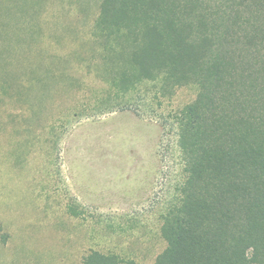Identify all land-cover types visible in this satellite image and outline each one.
I'll return each instance as SVG.
<instances>
[{
	"label": "rangeland",
	"instance_id": "1",
	"mask_svg": "<svg viewBox=\"0 0 264 264\" xmlns=\"http://www.w3.org/2000/svg\"><path fill=\"white\" fill-rule=\"evenodd\" d=\"M101 2L0 0V264H82L91 251L154 264L166 247L161 214L184 176L173 117L197 91L117 93L92 34ZM87 130L96 196L80 203L82 173L62 152Z\"/></svg>",
	"mask_w": 264,
	"mask_h": 264
},
{
	"label": "trees",
	"instance_id": "2",
	"mask_svg": "<svg viewBox=\"0 0 264 264\" xmlns=\"http://www.w3.org/2000/svg\"><path fill=\"white\" fill-rule=\"evenodd\" d=\"M92 34L117 93L197 91L173 117L184 176L154 264H264V0H102Z\"/></svg>",
	"mask_w": 264,
	"mask_h": 264
},
{
	"label": "crops",
	"instance_id": "3",
	"mask_svg": "<svg viewBox=\"0 0 264 264\" xmlns=\"http://www.w3.org/2000/svg\"><path fill=\"white\" fill-rule=\"evenodd\" d=\"M127 131L126 125H124ZM89 133L76 131L68 135L67 143L62 152V165L67 172L82 173L77 175V180L71 179L70 192L80 203H92L96 196V187L93 181L95 171V154L89 148ZM100 163H103L100 160ZM103 166L102 164H99ZM62 166V167H63ZM103 169V167H101ZM102 191V195L110 194Z\"/></svg>",
	"mask_w": 264,
	"mask_h": 264
}]
</instances>
